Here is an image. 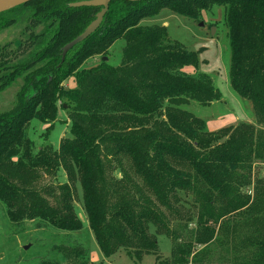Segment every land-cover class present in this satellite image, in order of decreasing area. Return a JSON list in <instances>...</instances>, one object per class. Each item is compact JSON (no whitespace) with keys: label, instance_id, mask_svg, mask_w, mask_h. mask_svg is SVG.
I'll return each mask as SVG.
<instances>
[{"label":"trees","instance_id":"trees-1","mask_svg":"<svg viewBox=\"0 0 264 264\" xmlns=\"http://www.w3.org/2000/svg\"><path fill=\"white\" fill-rule=\"evenodd\" d=\"M77 1L31 0L0 13V30L25 23L16 47L14 41L0 45V91L22 78L13 106L0 112V200L14 223L41 219L58 229L79 230L73 182L59 186L55 206L17 183L65 169L80 183L89 227L105 256L120 247L152 253L156 239L148 224L171 233L156 201L169 206L177 189L192 184L171 161H185L204 184L230 199L237 180L232 170L262 157L264 139L246 123L206 131L202 120L177 108L189 99L208 105L219 99V91L209 74L183 70L198 67L197 51L172 42L165 26L140 21L163 8L195 18L211 5L225 6L231 87L264 117V0H112L101 25L62 59L64 45L102 8L70 5ZM119 38L125 39L119 65L102 61L78 69ZM71 77L73 86H65ZM59 104H66L72 136L57 148L45 144L33 150L26 128L34 119L51 125ZM119 154L131 159L145 189L130 186L127 177H108ZM78 260L73 264H89Z\"/></svg>","mask_w":264,"mask_h":264},{"label":"rangeland","instance_id":"rangeland-1","mask_svg":"<svg viewBox=\"0 0 264 264\" xmlns=\"http://www.w3.org/2000/svg\"><path fill=\"white\" fill-rule=\"evenodd\" d=\"M225 12V6L214 4L192 18L163 8L142 19L140 24L163 25L172 42H180L186 49L197 51L198 67L187 66L183 70L190 74H209L219 91V99L208 105L189 99L177 108L202 120L206 131L216 132L222 127L246 123L252 124L264 139L263 115L256 111L250 100L239 96L229 81L231 52ZM24 27L25 23H18L2 28L0 45L14 41L13 46L16 47L15 40L21 38ZM124 45V38L115 40L107 51L88 57L78 69L90 68L102 61L119 65ZM21 84L22 78L19 77L0 91V112L13 106ZM64 84L73 86V78L65 80ZM65 107L66 104H59L57 119L51 125L38 119L30 122L26 133L32 140L33 150L45 144L57 148L63 138L72 136L71 121ZM251 162L248 168L232 170L237 180L232 188L233 197L231 195L229 199L204 184L185 161L172 160V165L184 171L192 184L187 189H177L169 206L156 201L171 233L168 235L149 223L148 231L156 239L155 252L139 254L137 248L120 247L109 256L100 250L89 227L83 191L76 176L70 179L62 168L53 173L39 172L25 182L18 181V185L37 190L50 205L55 206L60 194L59 186L73 182L74 208L81 227L67 231L41 219L14 223L0 200V264H73L78 259L89 264H264V204L255 203L256 198L264 199V148L262 157ZM132 165L128 156L119 154L108 167V177L123 178V181L129 180L130 186L136 183L145 189L146 185ZM131 190L134 191L133 188ZM247 199L249 203L242 206Z\"/></svg>","mask_w":264,"mask_h":264},{"label":"water","instance_id":"water-1","mask_svg":"<svg viewBox=\"0 0 264 264\" xmlns=\"http://www.w3.org/2000/svg\"><path fill=\"white\" fill-rule=\"evenodd\" d=\"M31 0H0V13L6 10L12 9L16 6L29 2ZM112 0H80L77 2H72L70 5L72 7L78 6H101V10L98 12L96 18L88 25V27L76 38L64 45L62 51V59L65 58L67 52L77 45L78 43L85 40L90 36L102 23L103 18L108 11L109 4ZM129 1H139V0H129ZM203 23H201L202 25ZM106 59V57H104Z\"/></svg>","mask_w":264,"mask_h":264}]
</instances>
